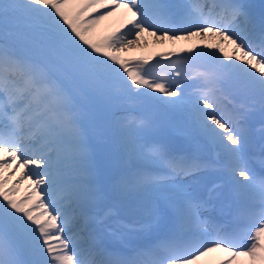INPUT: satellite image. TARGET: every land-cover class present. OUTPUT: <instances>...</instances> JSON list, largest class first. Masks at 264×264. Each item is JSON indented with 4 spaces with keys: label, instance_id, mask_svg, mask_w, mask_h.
Masks as SVG:
<instances>
[{
    "label": "snow or ice",
    "instance_id": "obj_1",
    "mask_svg": "<svg viewBox=\"0 0 264 264\" xmlns=\"http://www.w3.org/2000/svg\"><path fill=\"white\" fill-rule=\"evenodd\" d=\"M118 12V26L95 38V26ZM145 32L216 42L184 50L160 74L146 59L115 54ZM190 64L210 66L195 74L204 86L193 93L182 87ZM233 84L238 104L225 92ZM83 97L119 110L108 132L130 164L115 176L105 133L94 147L82 121ZM150 102L185 114L175 130L185 147L147 140L154 122L138 108ZM257 109L264 116V13L253 5L0 0V264H197L217 251L227 254L220 264H264V160L259 172L248 163ZM214 207L231 210V227L204 215Z\"/></svg>",
    "mask_w": 264,
    "mask_h": 264
},
{
    "label": "rangeland",
    "instance_id": "obj_2",
    "mask_svg": "<svg viewBox=\"0 0 264 264\" xmlns=\"http://www.w3.org/2000/svg\"><path fill=\"white\" fill-rule=\"evenodd\" d=\"M176 3H187V0H174ZM107 9H91L88 13L84 15V19L93 18L96 15L103 14ZM122 13H117L116 15L109 17L105 20L100 21L98 25L93 29V34L95 38L100 39L103 36L109 34L114 28L118 26L120 21L123 19ZM125 30V29H122ZM171 35V33H169ZM181 34L182 33H178ZM209 40L208 44H214L216 42V37L211 35L205 36H195L190 39L184 40H169L162 39V34L158 33L156 36L150 35L148 32L142 33L139 37V41L137 44H134L131 48H127L121 52L115 53L121 56V58L126 60H142L146 59L148 61V65L146 67H151L155 72L163 74L168 71L167 65H169L172 61L177 60L178 58L190 55L186 49L191 48L193 52H198L200 50L207 49L204 48L206 43L204 41ZM195 42V43H194ZM203 43L204 46H200L199 43ZM219 54V53H218ZM103 58V57H102ZM210 69L208 68L205 70ZM203 70H198L190 65H185L182 68V71L186 73L185 77H189L190 79L182 82V87L192 88V87H203L202 81L195 75L197 72H203ZM185 77L183 80H185ZM172 80L177 79L174 75L171 76ZM197 88V89H198ZM238 85L233 84V86L225 92L234 96L236 99H243L242 94H238L236 89ZM195 90V89H194ZM154 95H161L160 93H154ZM165 100L168 98H164ZM115 101L111 100H101L95 97H83L81 98V112H82V121L85 125V128L88 132L89 138L93 144V146L100 145L101 141L99 139V135L101 132L105 133V141L103 145V155L106 160L109 171L112 176H115L119 171L123 168L129 166L130 161L125 157L122 148L119 143L115 140V138L109 134L108 130L113 124L112 114L114 112H118L119 110L115 108ZM138 112L142 113L147 119L154 122V127L147 130L146 138L147 140L159 141V136L166 131H175L177 129H181L185 127L186 123L180 122L177 123V117H186L183 112L174 111L167 108V106L160 102H150L144 105H141L138 108ZM122 114V113H121ZM171 114V115H170ZM253 118L256 120L259 126L258 130L264 131V125L261 123L264 122V116H262L259 110H254L250 112ZM179 133V132H178ZM155 139V140H154ZM208 154L209 152L206 151ZM19 173L17 172L13 180L15 181L16 177H18ZM28 181L25 180L19 184V192L17 196L20 198H24L27 193L30 191L28 188ZM46 199V197H45ZM207 212L204 213L206 216ZM225 254L218 258L216 263H210L207 256L201 257V259L197 262V264H220L222 260L227 257H224ZM245 261V258L241 260V264Z\"/></svg>",
    "mask_w": 264,
    "mask_h": 264
},
{
    "label": "bare ground",
    "instance_id": "obj_3",
    "mask_svg": "<svg viewBox=\"0 0 264 264\" xmlns=\"http://www.w3.org/2000/svg\"><path fill=\"white\" fill-rule=\"evenodd\" d=\"M206 44H208L207 42H209V40H206V41H204ZM201 46H204L203 45V43L201 42V43H199ZM222 254H226V253H223V252H219V251H217V252H213V253H210L207 257L208 258H206V259H208V260H210L209 262L210 263H213V262H216V258H218L219 256H222ZM244 258H241V260H243ZM218 260V259H217Z\"/></svg>",
    "mask_w": 264,
    "mask_h": 264
},
{
    "label": "trees",
    "instance_id": "obj_4",
    "mask_svg": "<svg viewBox=\"0 0 264 264\" xmlns=\"http://www.w3.org/2000/svg\"><path fill=\"white\" fill-rule=\"evenodd\" d=\"M10 28H12L14 30V25H12L11 23H10Z\"/></svg>",
    "mask_w": 264,
    "mask_h": 264
},
{
    "label": "water",
    "instance_id": "obj_5",
    "mask_svg": "<svg viewBox=\"0 0 264 264\" xmlns=\"http://www.w3.org/2000/svg\"><path fill=\"white\" fill-rule=\"evenodd\" d=\"M196 65H200V64H196ZM179 138V137H178ZM177 148H179V145H178V147Z\"/></svg>",
    "mask_w": 264,
    "mask_h": 264
}]
</instances>
